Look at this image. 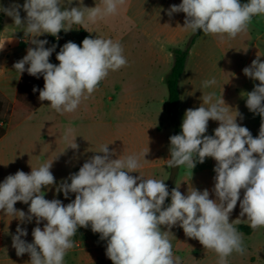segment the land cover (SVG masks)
Here are the masks:
<instances>
[{
  "label": "clouds",
  "instance_id": "clouds-1",
  "mask_svg": "<svg viewBox=\"0 0 264 264\" xmlns=\"http://www.w3.org/2000/svg\"><path fill=\"white\" fill-rule=\"evenodd\" d=\"M67 3L71 5L72 0ZM124 3L125 0H102V6L86 7L80 0L78 7L69 9L61 7V0H25L23 5L0 7L35 45L27 49V54L13 68L19 74L26 71L36 78L43 76L44 87L39 89L41 102H50L57 113H72L82 99L91 96L109 71L119 70L127 60L118 41L85 37L82 46L72 41L65 43L56 54L59 61L56 65L49 59L56 45L46 48L48 41L37 37L43 34L56 37L61 30L73 29V24L87 31L89 23L116 14ZM21 8L26 13L23 19ZM173 13H184L183 28L193 33L199 30L221 39L225 35L235 38L247 31L254 16L264 15V0H248L243 4L240 0H182L167 10L170 17ZM243 73L259 81L246 93V107L261 117L257 137L236 122L238 111L231 115L223 98L214 100L215 93L211 92L202 96L198 108L185 111L181 134L169 137L170 158L165 161L168 168L187 165L193 170L197 161L204 163L207 157L216 161L212 190L216 199H210L208 189L199 191L191 187L185 195L177 186L169 193L164 180L132 176L130 173H139L141 155L146 160V153L112 159L114 151L103 145L96 152L99 154L83 163L77 173L56 185L57 193L63 192L65 199L70 193L75 194L67 205L60 199H45L42 192V188L56 184L50 171L53 161L31 168L30 173L18 170L0 183V210L4 215L21 223L35 218L38 225L32 230V243L21 239L28 233L17 226L12 237L16 255L29 254V264H64L67 251L74 246L71 238L78 228L89 225L93 233H99L100 239L107 241L106 256L113 264H181L180 257L173 255L169 239L176 225L186 237L214 251L217 264H227V257L234 252L243 255L246 249L242 234L229 218L239 201L240 217L246 216L253 230L264 227V61L257 56ZM216 83L212 78L204 81L202 87ZM36 91L33 87V92ZM209 120L219 122L214 135H205ZM70 147L78 149L75 142ZM169 195L171 203L165 206ZM17 202L29 205L27 214L14 207ZM41 221H46L43 230L39 227ZM162 226L168 230L162 231Z\"/></svg>",
  "mask_w": 264,
  "mask_h": 264
},
{
  "label": "rangeland",
  "instance_id": "rangeland-1",
  "mask_svg": "<svg viewBox=\"0 0 264 264\" xmlns=\"http://www.w3.org/2000/svg\"><path fill=\"white\" fill-rule=\"evenodd\" d=\"M151 5L148 0V12ZM261 32L260 26L249 24L247 31L235 38L225 35L221 39L218 35L209 34L197 45L188 70L180 79V112L176 122L180 134L185 111L198 108L202 104V96L211 92L215 93L214 100L223 98L230 107L231 115L235 116V110L240 113L236 118L239 125L247 127L254 138L258 136L261 117L246 107V93L252 91L259 81L246 77L243 69L250 66L257 56L264 61V40L260 37ZM149 43L154 44L153 49H148L145 54L142 48L135 47L134 40L124 41L125 47L121 46L127 64L117 71H109L103 86L97 88L87 99H82L74 112L60 114L51 107L46 111L45 120L49 125L56 126L61 123L67 130H72L82 165L99 154L96 152L103 145H108L109 150L114 151L112 159H122L128 155L143 154L145 150H153L151 155H145L146 160L141 155V164L150 161L154 156L157 160L163 159L169 152V137L174 135L176 125L168 113L166 79L172 69L173 58L159 52L160 45H164L165 40L147 41L148 48ZM186 44L180 48H185ZM154 49L159 53L150 54ZM212 78L217 81L215 85L202 87L204 81ZM209 122L205 135H214L219 122ZM215 165L216 161L211 157L205 158L204 163L197 161L193 170L187 165H181L173 183L172 168L167 166L157 170L133 172L130 175L164 180L168 189L179 186V190L185 195L191 187L199 191L208 189L210 199H216L212 191L215 184ZM240 211L238 201L229 219L242 234L246 251L243 255L234 252L227 257V264H264V260L253 252L252 228L246 216L240 217ZM237 218L241 219L239 223L234 221ZM240 226L249 230L241 232L238 229ZM166 230L167 227L162 226V231ZM171 233L173 235L170 234L169 239L173 255L180 257L181 264H217V254L206 250L198 240L186 237L179 225L174 226ZM257 243L263 244L264 255V237L257 240ZM98 253L100 259L94 264H113L106 256V249H100Z\"/></svg>",
  "mask_w": 264,
  "mask_h": 264
},
{
  "label": "crops",
  "instance_id": "crops-1",
  "mask_svg": "<svg viewBox=\"0 0 264 264\" xmlns=\"http://www.w3.org/2000/svg\"><path fill=\"white\" fill-rule=\"evenodd\" d=\"M148 0H125L123 6L118 8L117 13L104 19H98L95 24L89 23L87 31L81 25H72L70 31L61 30L57 35L59 40L50 34H43L37 39L48 41L46 48L56 45L55 51L50 56V62L58 65L56 54L60 48L72 41L78 46H82L85 37L112 39L123 45L126 40H134L138 48H142L147 54L148 49H153L152 43L147 47V41H166L160 45V54L165 53L168 58H173L172 50L180 48L186 44L194 35L190 29L183 28L185 14L173 13L170 17L167 10L172 5H179L182 0H149L152 4L150 12L147 9ZM25 0H0V7H8L12 3L23 5ZM68 0H61V7H78L80 0H72L68 5ZM248 0H240V3H247ZM86 7L102 6V0H83ZM23 19L26 13L20 9ZM263 15L254 16L250 24H255L262 28L261 39L264 40V20ZM0 45L4 48L0 50V128L8 126V119L12 116L21 76L14 68V63L21 60L29 47H35L28 40L31 38L24 35L23 28L16 26L11 17L0 11ZM205 34L201 31L190 49L186 71L190 59L196 51L197 45L204 39ZM7 40V41H6ZM123 47H125L123 45ZM171 49V50H170ZM155 49L149 52L152 55L159 53ZM174 62V58H173ZM27 67V65H26ZM185 71V74H186ZM185 74L183 76H185ZM182 76V77H183ZM104 84V80H103ZM181 101V92H180ZM50 102H45L36 112L30 114L23 121L13 127H7L6 133L0 137V183L18 170L30 173L31 168H39L45 163L53 161L50 171L55 177L56 184L48 188H42L45 199H60L65 205L75 199V194L70 193L65 199L63 192L57 193L56 185L67 179L70 174L77 173L82 167L78 158V150L70 146L74 140V134H68V130L60 124L49 125L45 120V113L50 108ZM210 123V122H209ZM153 150H145L144 153L152 154ZM170 158L168 152L163 159L154 156L150 161L142 164L139 171L162 169L166 165V160ZM180 168V167H179ZM145 178V177H144ZM147 179V178H146ZM70 183V180H68ZM243 197V192H241ZM14 207L28 213V204L17 202ZM46 221H41L39 227L43 230ZM27 230L28 235L21 237L28 243L33 242L32 230L37 227L35 218L31 222L21 223L18 219L9 215H4L0 210V264H29L30 256L25 253L17 256L16 250L12 247V237L16 234L17 226ZM258 232V233H257ZM252 246L255 255L264 260L263 244L257 240L264 237V227L251 231ZM257 237V239L255 238ZM73 240L74 246L69 249L64 257V264H94L99 261V250L106 249L107 241L100 239L99 233H93L91 226L88 228H78ZM259 242V241H258ZM69 255V256H68Z\"/></svg>",
  "mask_w": 264,
  "mask_h": 264
},
{
  "label": "trees",
  "instance_id": "trees-1",
  "mask_svg": "<svg viewBox=\"0 0 264 264\" xmlns=\"http://www.w3.org/2000/svg\"><path fill=\"white\" fill-rule=\"evenodd\" d=\"M1 21V17H0ZM201 31H197L189 39L185 48H175L172 50L174 62L172 69L166 79L168 88V113L175 125L177 124L178 115L180 112V79L185 74L186 65L190 53L191 47L194 45L196 39L200 36ZM103 86V80L99 83L97 88ZM33 87H36L38 91L33 92ZM44 79L41 75L39 78L30 76L26 71L21 76L20 86L17 94L15 104L13 106L12 116L8 119V126L13 127L23 121L30 114L36 112L45 102L39 100V89H43ZM6 128H0V137L6 133ZM180 134L179 128L175 126V133ZM171 193V188L168 189ZM171 203V197L169 195L166 198L165 206ZM239 231L247 232L249 229L246 227H238Z\"/></svg>",
  "mask_w": 264,
  "mask_h": 264
},
{
  "label": "water",
  "instance_id": "water-1",
  "mask_svg": "<svg viewBox=\"0 0 264 264\" xmlns=\"http://www.w3.org/2000/svg\"><path fill=\"white\" fill-rule=\"evenodd\" d=\"M178 169H179V166H176V167H173L172 168V172H171V183H173V181L175 180L176 175L178 173Z\"/></svg>",
  "mask_w": 264,
  "mask_h": 264
},
{
  "label": "built area",
  "instance_id": "built-area-1",
  "mask_svg": "<svg viewBox=\"0 0 264 264\" xmlns=\"http://www.w3.org/2000/svg\"><path fill=\"white\" fill-rule=\"evenodd\" d=\"M59 39H60V36L57 35V36L55 37V40H59Z\"/></svg>",
  "mask_w": 264,
  "mask_h": 264
}]
</instances>
